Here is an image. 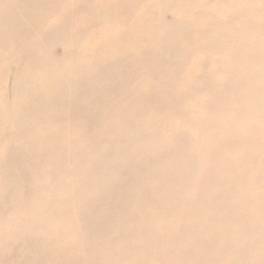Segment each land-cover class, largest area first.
<instances>
[{
  "label": "bare ground",
  "instance_id": "obj_1",
  "mask_svg": "<svg viewBox=\"0 0 264 264\" xmlns=\"http://www.w3.org/2000/svg\"><path fill=\"white\" fill-rule=\"evenodd\" d=\"M0 264H264V0H0Z\"/></svg>",
  "mask_w": 264,
  "mask_h": 264
},
{
  "label": "rangeland",
  "instance_id": "obj_2",
  "mask_svg": "<svg viewBox=\"0 0 264 264\" xmlns=\"http://www.w3.org/2000/svg\"><path fill=\"white\" fill-rule=\"evenodd\" d=\"M165 18H169V15H165ZM55 52L57 53V54H60L61 52H62V50H61V48L60 47H57L56 48V50H55Z\"/></svg>",
  "mask_w": 264,
  "mask_h": 264
}]
</instances>
